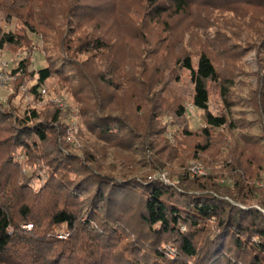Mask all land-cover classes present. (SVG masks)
Returning a JSON list of instances; mask_svg holds the SVG:
<instances>
[{
  "label": "rangeland",
  "instance_id": "1",
  "mask_svg": "<svg viewBox=\"0 0 264 264\" xmlns=\"http://www.w3.org/2000/svg\"><path fill=\"white\" fill-rule=\"evenodd\" d=\"M259 1L264 3L185 0L178 10L174 0H0V34L11 32L21 40L20 46L0 50V107L16 117L36 109L39 121L49 126L47 146L40 145L37 154L21 152L7 165L8 157L5 162L1 156L10 149V122L0 124V181L7 190L30 186L27 205L44 224L52 201L39 189L49 153L56 149L82 161L90 158L101 171L148 175L188 191L200 190L197 184L207 183L211 172H227L239 163L250 167L255 181L263 180L264 132L254 126L264 123V4ZM150 4L166 5L167 12L156 19ZM94 38L106 43L103 51L75 48ZM200 52L220 77L219 86L207 83L210 111H222L229 120L242 118L237 130L210 129L208 142L203 112L191 103L189 72L176 63L189 56L195 68ZM23 60L26 74H13ZM52 64L58 72L34 97L33 71ZM226 80L232 82L227 105L219 95ZM179 107L185 108L182 117ZM57 110L61 114L54 123ZM92 114L124 118L138 140L120 132L118 124H112L118 129L108 139L93 133ZM122 224L137 230L132 210ZM26 226L22 231L31 232ZM165 255L180 264L175 246H165Z\"/></svg>",
  "mask_w": 264,
  "mask_h": 264
},
{
  "label": "trees",
  "instance_id": "2",
  "mask_svg": "<svg viewBox=\"0 0 264 264\" xmlns=\"http://www.w3.org/2000/svg\"><path fill=\"white\" fill-rule=\"evenodd\" d=\"M174 1L178 10L186 5L185 0ZM150 5H154L152 12L156 19L167 12L166 5ZM20 44L19 35L0 34V50ZM78 46L83 47V52H89L90 48L103 51L106 43L94 38L75 48ZM176 63L189 72L193 86L191 103L203 112L206 142L210 129L237 130L242 118L229 120L222 111L214 114L209 109L207 83L219 86L220 77L207 54H198L195 68L189 56ZM52 65L33 71L37 76L34 97L46 87L52 72H58L55 64ZM26 71L27 63L23 60L13 74L24 75ZM231 84L226 80L219 87L225 105ZM177 113L184 116L185 108L179 107ZM60 114L58 110L55 112L54 123ZM92 115L88 127L93 133L108 139L112 124H118L120 132L127 130L128 138L138 140L137 133L124 118ZM39 120L36 109H28L22 117H16L0 107V124L10 122L8 130H11L10 141H7L10 149L5 158L1 156L3 161L8 157L5 164H13L21 152L37 154L40 145L49 144V126ZM254 126L256 131L264 132V123ZM208 144L201 149L206 151ZM84 160L59 149L49 153L48 173L39 189L40 196L47 200L49 196L52 201L44 224L31 214L32 206L27 205L26 191H30V186L25 189L14 186L7 190V184L0 181V262L171 264V259L165 255V246L173 245L180 264H264V179L255 181L253 172L245 164L226 167L227 172L224 169L211 172L204 179L207 183L197 184L200 190L188 191L148 175L128 177L109 170L101 171L94 167L90 158ZM220 180L225 184L219 183ZM235 190L244 200L234 196ZM131 210L138 226L130 232L121 223ZM22 225H31V232L22 231ZM58 229L69 236L58 239Z\"/></svg>",
  "mask_w": 264,
  "mask_h": 264
},
{
  "label": "built area",
  "instance_id": "3",
  "mask_svg": "<svg viewBox=\"0 0 264 264\" xmlns=\"http://www.w3.org/2000/svg\"><path fill=\"white\" fill-rule=\"evenodd\" d=\"M195 171H198V170L195 169ZM194 173H196V172H194ZM31 228H32V226H30V225L24 227L25 230H26V229H31ZM68 236H69L68 233H66V232L60 230V231L58 232V237H57V238H59V239H66Z\"/></svg>",
  "mask_w": 264,
  "mask_h": 264
}]
</instances>
